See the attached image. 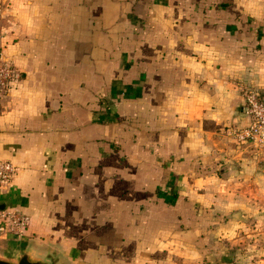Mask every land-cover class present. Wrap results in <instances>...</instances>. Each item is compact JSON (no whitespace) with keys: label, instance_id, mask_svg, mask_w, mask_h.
<instances>
[{"label":"crops","instance_id":"0c3cea01","mask_svg":"<svg viewBox=\"0 0 264 264\" xmlns=\"http://www.w3.org/2000/svg\"><path fill=\"white\" fill-rule=\"evenodd\" d=\"M0 51L18 75L0 99L16 168L0 204L30 221L0 249L202 264L218 191L264 189V148L230 134L242 90L264 94V0H0Z\"/></svg>","mask_w":264,"mask_h":264},{"label":"rangeland","instance_id":"374dc122","mask_svg":"<svg viewBox=\"0 0 264 264\" xmlns=\"http://www.w3.org/2000/svg\"><path fill=\"white\" fill-rule=\"evenodd\" d=\"M257 179L259 177L254 176L250 184L241 186L235 184L236 186L231 188L228 183L218 191L219 204L211 208L216 210L219 216L218 225H214L223 227V230L221 233L215 231L213 227H208L206 230L209 232L204 235V241L209 252L205 253L202 264H259L258 242L262 243L264 239H259L260 235L264 237V223L260 225L258 215L262 217L264 214V189L256 187ZM230 195L235 201V208L233 207L231 213ZM244 203H247L248 208L246 206L244 209ZM230 220L234 221L230 222ZM223 233L229 236H222ZM8 249L9 247L5 248L7 251ZM5 250L0 249V257L8 254Z\"/></svg>","mask_w":264,"mask_h":264},{"label":"built area","instance_id":"2783aa9c","mask_svg":"<svg viewBox=\"0 0 264 264\" xmlns=\"http://www.w3.org/2000/svg\"><path fill=\"white\" fill-rule=\"evenodd\" d=\"M15 68L4 58L0 51V99L17 79ZM243 114L246 123L231 130L236 144H248L264 148V94L254 88L242 90ZM15 166L9 161H0V191L5 188L15 173ZM29 216L15 208L0 209V238L7 235L22 236L29 225Z\"/></svg>","mask_w":264,"mask_h":264},{"label":"water","instance_id":"95a60500","mask_svg":"<svg viewBox=\"0 0 264 264\" xmlns=\"http://www.w3.org/2000/svg\"><path fill=\"white\" fill-rule=\"evenodd\" d=\"M0 264H59V255L51 250L38 253L29 245H16L5 257H0Z\"/></svg>","mask_w":264,"mask_h":264}]
</instances>
